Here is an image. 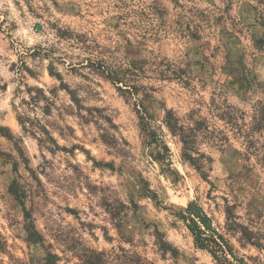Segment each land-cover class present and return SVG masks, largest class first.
Here are the masks:
<instances>
[{
    "label": "rangeland",
    "instance_id": "374dc122",
    "mask_svg": "<svg viewBox=\"0 0 264 264\" xmlns=\"http://www.w3.org/2000/svg\"><path fill=\"white\" fill-rule=\"evenodd\" d=\"M132 62L167 164L97 68ZM163 107L202 122L206 180ZM0 128V264H218L177 217L190 202L264 264V0H0Z\"/></svg>",
    "mask_w": 264,
    "mask_h": 264
},
{
    "label": "trees",
    "instance_id": "16d2710c",
    "mask_svg": "<svg viewBox=\"0 0 264 264\" xmlns=\"http://www.w3.org/2000/svg\"><path fill=\"white\" fill-rule=\"evenodd\" d=\"M142 65L143 62H132L128 66L121 65L110 68L99 65L97 68L102 69V75L114 86L120 97L131 101L138 119L140 134L145 140L146 145L157 147L160 152L156 155L155 159L163 164H167L170 158V150L163 141L159 128L154 124V115L149 111L150 103L153 102L152 92L154 89L138 84L143 72ZM174 72L176 71L166 69L159 74L160 79L169 80L172 78L170 76L175 74ZM177 73L184 75V71L181 69L177 70ZM162 110L163 114L160 123L171 135L179 139L181 144V159L190 165L202 179L206 180L207 175L203 170L204 164H210L212 161L201 153L198 148L197 133L202 130V122L193 121L192 126H183L170 109L163 107ZM20 124L22 125L21 122ZM22 128L24 129L23 126ZM0 130L2 129L0 128ZM8 190L10 195L21 204V194L18 188L12 184ZM152 196L154 198L152 200L157 204L156 197ZM177 217L184 223L196 248L206 251L218 264H246L234 254L229 243L214 228L211 218L196 202L188 203L177 214ZM27 231L31 236L32 228L30 225L27 226Z\"/></svg>",
    "mask_w": 264,
    "mask_h": 264
}]
</instances>
